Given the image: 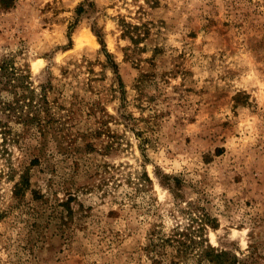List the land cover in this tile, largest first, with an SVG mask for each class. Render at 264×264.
I'll list each match as a JSON object with an SVG mask.
<instances>
[{
  "label": "rangeland",
  "instance_id": "374dc122",
  "mask_svg": "<svg viewBox=\"0 0 264 264\" xmlns=\"http://www.w3.org/2000/svg\"><path fill=\"white\" fill-rule=\"evenodd\" d=\"M83 1L0 7L51 117L0 111V264H264V0Z\"/></svg>",
  "mask_w": 264,
  "mask_h": 264
},
{
  "label": "trees",
  "instance_id": "16d2710c",
  "mask_svg": "<svg viewBox=\"0 0 264 264\" xmlns=\"http://www.w3.org/2000/svg\"><path fill=\"white\" fill-rule=\"evenodd\" d=\"M14 3L15 0H0V7L6 10L12 8ZM86 5L88 7H92L94 3L90 0H84L76 10L77 15L85 12ZM97 36L101 39L99 34H97ZM29 77V72L16 68L11 58H3L0 60V92H7L9 94L8 96L11 98V100L5 101L4 95L0 94V111L6 114L8 118L10 117V113L17 112L15 119H17V122L20 123L26 130L36 128L40 135H44L49 126L48 124L51 122L49 108L47 107L48 102L44 97V94H41L39 100L35 101L37 97L34 89L29 87ZM21 106H27L28 110L18 113L16 110H21ZM6 125L7 124H0V126H3L2 129L0 127L2 130L0 133L4 135V140H6V131H8L5 130ZM29 186L30 182L26 172L20 176V180L14 185L16 195L20 194L23 190H27ZM206 217L207 218L203 220V223H209L210 227L214 228L216 226V220L211 219L208 216ZM198 231L199 242L202 243L204 241L202 238L203 228H199ZM177 235L178 233H174L172 236L162 238L157 245H160L163 249L167 246L173 247L174 252L171 251L170 255H173V257H180L181 254L186 251L187 246H183L186 242L177 239ZM181 235L184 234H180V236ZM194 241L196 240L193 236V238L190 239V242L192 243ZM152 244L154 245V242ZM206 255L213 256L214 258L212 259L214 261L223 264L220 261L221 253L215 252L213 248L210 247V251H208Z\"/></svg>",
  "mask_w": 264,
  "mask_h": 264
}]
</instances>
